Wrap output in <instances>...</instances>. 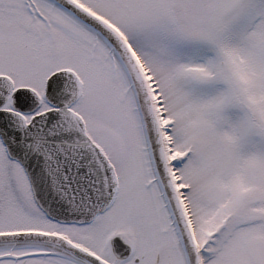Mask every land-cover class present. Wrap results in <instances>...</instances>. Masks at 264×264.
Segmentation results:
<instances>
[{
	"label": "snow or ice",
	"instance_id": "1",
	"mask_svg": "<svg viewBox=\"0 0 264 264\" xmlns=\"http://www.w3.org/2000/svg\"><path fill=\"white\" fill-rule=\"evenodd\" d=\"M0 264H264V0H0Z\"/></svg>",
	"mask_w": 264,
	"mask_h": 264
}]
</instances>
